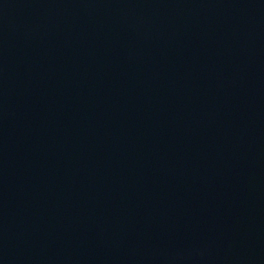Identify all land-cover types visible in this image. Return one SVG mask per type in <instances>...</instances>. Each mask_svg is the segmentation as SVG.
Wrapping results in <instances>:
<instances>
[{
	"label": "water",
	"instance_id": "water-1",
	"mask_svg": "<svg viewBox=\"0 0 264 264\" xmlns=\"http://www.w3.org/2000/svg\"><path fill=\"white\" fill-rule=\"evenodd\" d=\"M0 264H264V0H0Z\"/></svg>",
	"mask_w": 264,
	"mask_h": 264
}]
</instances>
